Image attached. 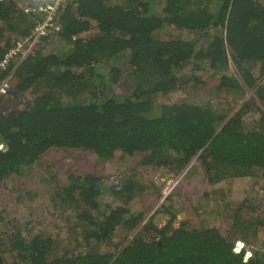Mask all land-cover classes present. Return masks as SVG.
I'll use <instances>...</instances> for the list:
<instances>
[{
    "label": "trees",
    "instance_id": "trees-1",
    "mask_svg": "<svg viewBox=\"0 0 264 264\" xmlns=\"http://www.w3.org/2000/svg\"><path fill=\"white\" fill-rule=\"evenodd\" d=\"M36 18L18 0H0V61ZM59 21L60 31L0 70V81L12 75L16 102L0 109V183L17 187L21 203L36 195L32 183L51 187L46 210L61 211L63 224L51 232L15 221L0 231V264H264L260 246L248 258L236 248L264 230L262 194L235 203L220 189L233 210L224 232L203 221L175 226L184 209L175 189L157 209L171 216L159 226L144 220L148 187L138 175L179 173L196 159L210 186L229 191L255 172L264 183V0H76ZM178 91L185 95L168 100ZM51 148L90 151L111 171L72 172L59 186L56 174L34 172Z\"/></svg>",
    "mask_w": 264,
    "mask_h": 264
},
{
    "label": "rangeland",
    "instance_id": "rangeland-1",
    "mask_svg": "<svg viewBox=\"0 0 264 264\" xmlns=\"http://www.w3.org/2000/svg\"><path fill=\"white\" fill-rule=\"evenodd\" d=\"M18 2L21 7L26 3H33V0H18ZM168 32V28L163 30V34H167ZM61 43V41L55 42L56 49L60 48ZM120 61L121 59H117V64ZM229 68L230 71L234 72L235 66L233 62L230 64ZM10 80L11 87L13 79L11 78ZM251 92L253 91L248 90L238 102L236 100L228 105L226 113L231 116L247 98L251 97ZM7 93L2 94L4 100L0 103L1 110L16 106L14 98ZM184 95V91H178L173 93L168 100H180ZM221 98L226 100L228 99V96L226 97L223 95ZM222 106H224L223 102ZM262 109L264 112V106ZM259 116L260 113L258 112L249 114L246 116V120L251 123L259 118ZM121 161L122 160H120V163ZM124 162H126L125 159ZM107 165V162L99 161L96 154L90 151H83L80 149L78 151L67 152L64 149L51 148L36 162V169L34 172H42L41 169H43L50 171L51 174H56L60 186L65 184L68 175L72 172L81 174L92 171L107 176L111 171L109 165ZM113 169H115V167H113ZM152 169V167H143L138 171L140 179L146 187H148V190L145 191L143 195L142 201L144 206L148 207L144 220L152 217L159 226H164L168 222L171 216L168 213H160L157 211L162 204L161 197H159L157 193L152 195L153 189L151 187V182H156L162 189L167 179L171 176L175 177L178 175L184 176L177 186L175 193L183 197L184 209L178 213L177 218L174 221L175 226H178L182 221H188L191 225L200 226L201 221H203L202 223L204 225L209 224L210 226H219L221 231L226 232L230 227L228 223L233 222L230 217L232 216L231 213L233 210H231V207L226 206L225 208L222 203L220 204L222 200L220 197L221 195H219L220 189L226 193L225 201L230 200L235 203L241 201V199H244L245 197L250 198L254 202V194L257 192L262 194L261 201L257 202L258 199L255 200L256 214H260L261 212L264 214V183L256 172L254 176L251 175L239 181L234 180V182L228 186L229 191H227L225 189L228 185L225 184L226 182L211 186L209 185L210 183L207 181V177L202 170L200 163L196 159L179 173L169 169H159L153 172ZM12 187V183L10 182L0 183V217H3V225L0 226V231L4 232L10 230V228L14 226L15 221L20 222L23 226L26 225L27 220L33 221L35 224L37 221H41L39 225H35L36 228L34 229H43L44 227H47L51 232H55L54 222H58L61 225L63 224L61 221V211L57 210L53 215H49L46 210L47 204L52 196L51 187L45 186L41 183H32L28 189L31 188L34 192L36 191V195L32 192L30 197H32L33 200H26L27 203H21L16 200V196L20 192L17 190V187L14 190ZM225 201L223 200V202ZM221 205L222 207H220ZM227 208L229 209L226 214L225 210H227ZM239 241L243 242L244 246L251 252L259 246L264 249V230L260 231L257 243L255 240H251L250 242Z\"/></svg>",
    "mask_w": 264,
    "mask_h": 264
},
{
    "label": "built area",
    "instance_id": "built-area-1",
    "mask_svg": "<svg viewBox=\"0 0 264 264\" xmlns=\"http://www.w3.org/2000/svg\"><path fill=\"white\" fill-rule=\"evenodd\" d=\"M76 0H33V3H26L21 7L25 12L33 13L36 18V23L31 29L29 35L24 38H18L15 44L9 49L5 58L0 61V70H5L12 59L24 58L38 44L40 38L51 30L60 31L62 25L60 23V10L66 8L70 3ZM12 75L0 81V94H5L10 88ZM184 175L171 176L161 189V203L177 188ZM244 243L237 242L236 248L240 250L244 248ZM252 252L247 249L246 257H251Z\"/></svg>",
    "mask_w": 264,
    "mask_h": 264
},
{
    "label": "water",
    "instance_id": "water-1",
    "mask_svg": "<svg viewBox=\"0 0 264 264\" xmlns=\"http://www.w3.org/2000/svg\"><path fill=\"white\" fill-rule=\"evenodd\" d=\"M237 250H238V251H240V249H239V248H237Z\"/></svg>",
    "mask_w": 264,
    "mask_h": 264
}]
</instances>
